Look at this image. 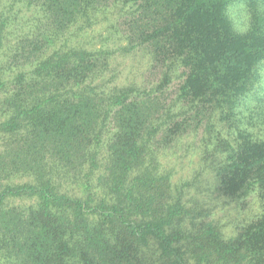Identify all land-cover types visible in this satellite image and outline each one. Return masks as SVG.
Instances as JSON below:
<instances>
[{"label": "trees", "instance_id": "16d2710c", "mask_svg": "<svg viewBox=\"0 0 264 264\" xmlns=\"http://www.w3.org/2000/svg\"><path fill=\"white\" fill-rule=\"evenodd\" d=\"M238 5L251 17L246 32L229 13ZM27 7L33 30L10 54L0 19V264H264V138L251 131L263 121L245 104L262 79L264 0ZM104 21L121 33V54H149L151 89L99 86L116 52L58 45L72 27ZM6 69L16 71L4 81ZM189 134L201 136L220 195L257 199L256 218L233 236L187 207L163 167Z\"/></svg>", "mask_w": 264, "mask_h": 264}, {"label": "rangeland", "instance_id": "374dc122", "mask_svg": "<svg viewBox=\"0 0 264 264\" xmlns=\"http://www.w3.org/2000/svg\"><path fill=\"white\" fill-rule=\"evenodd\" d=\"M27 6L28 0H0V19H8V41L4 50L7 54H10V49L16 47L21 35L30 34L33 30V17ZM229 13L239 32H246L249 29L251 17L245 5L231 7ZM65 41L71 46L88 49L103 47L116 52L117 56L112 61L110 71L96 82L99 86L106 83L109 88L136 85L141 89H151L157 83L158 78L155 74L157 71L144 49L121 54L120 48L126 43L115 25L104 21L87 32H78L75 26L64 38L58 40V45L64 44ZM5 61H8V56L2 55L0 61L2 69L5 68ZM2 69L0 73L4 72ZM15 71L6 69L4 77L2 76L3 80L12 78ZM181 71L182 69L175 71L171 91L177 87L176 76L180 75ZM261 77L260 85L245 104L248 109L254 110L255 114L258 113L262 117L263 122L259 124L261 128H251V131L264 138V65L261 68ZM2 96L4 94L0 90V98ZM246 105L243 109L247 108ZM180 108L179 105L174 111L178 113L181 111ZM200 138L201 136L186 135L162 158L163 167L172 172L174 189L184 190L187 207H197L200 211L208 210L209 220L220 226L224 234L230 237L238 228L256 218L259 211L257 199L251 196L248 199L233 201L219 194L215 169L201 159L203 153L199 149Z\"/></svg>", "mask_w": 264, "mask_h": 264}]
</instances>
